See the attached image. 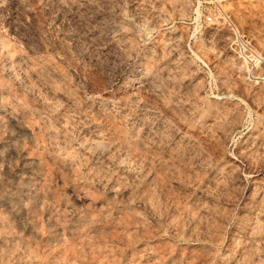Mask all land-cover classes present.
<instances>
[{
    "label": "rangeland",
    "instance_id": "374dc122",
    "mask_svg": "<svg viewBox=\"0 0 264 264\" xmlns=\"http://www.w3.org/2000/svg\"><path fill=\"white\" fill-rule=\"evenodd\" d=\"M0 264H264V0H0Z\"/></svg>",
    "mask_w": 264,
    "mask_h": 264
}]
</instances>
